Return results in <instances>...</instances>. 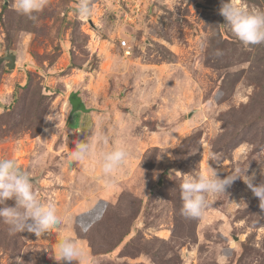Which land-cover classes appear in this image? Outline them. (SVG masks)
I'll return each mask as SVG.
<instances>
[{"label": "rangeland", "instance_id": "obj_1", "mask_svg": "<svg viewBox=\"0 0 264 264\" xmlns=\"http://www.w3.org/2000/svg\"><path fill=\"white\" fill-rule=\"evenodd\" d=\"M15 3L0 0V59L17 55L15 69L0 62V159L30 173L61 223L37 237L0 220V264H67L65 237L82 264H264V209L243 179L207 194L199 218L181 193L213 169L264 183V44L232 34L221 0H89L88 17L80 0H49L36 21ZM73 90L92 111L68 120ZM81 141L91 155L69 163ZM115 147L128 156L106 177Z\"/></svg>", "mask_w": 264, "mask_h": 264}, {"label": "clouds", "instance_id": "obj_2", "mask_svg": "<svg viewBox=\"0 0 264 264\" xmlns=\"http://www.w3.org/2000/svg\"><path fill=\"white\" fill-rule=\"evenodd\" d=\"M49 0H16L15 10L32 21L38 19L37 13L43 11ZM79 17L91 15L89 0H80L77 8ZM220 14L224 17L226 25L232 34L245 46L264 44V12L248 11L240 7L233 0H221ZM98 143H107L108 137H97ZM65 152L71 157L70 162H80L91 155L92 145L89 142H77L75 148ZM128 152L123 147L101 154L100 166L107 177L115 172L126 160ZM237 178H241L251 189L255 197L259 198L260 208L264 209V183L254 184V177L239 174L227 175L221 179L213 169L211 174H199L189 177L181 184L183 200L182 215L187 218H199L208 206L207 194L225 192ZM15 200V206L0 207V220L10 226V230L35 233L37 237L51 227L61 223L54 203L38 198L33 190L30 173L20 169L13 159H0V205L7 200ZM82 231L88 228L81 225ZM59 259L71 264L86 261L87 257L77 243L70 238H62L57 242Z\"/></svg>", "mask_w": 264, "mask_h": 264}, {"label": "water", "instance_id": "obj_3", "mask_svg": "<svg viewBox=\"0 0 264 264\" xmlns=\"http://www.w3.org/2000/svg\"><path fill=\"white\" fill-rule=\"evenodd\" d=\"M0 62L5 63L8 69H15L17 63V55L15 52L8 50L6 55L1 57ZM69 102L71 104V111L68 120H70L77 112L89 113L92 111V108L88 107L84 102L80 90L71 91V93L69 94Z\"/></svg>", "mask_w": 264, "mask_h": 264}, {"label": "built area", "instance_id": "obj_4", "mask_svg": "<svg viewBox=\"0 0 264 264\" xmlns=\"http://www.w3.org/2000/svg\"><path fill=\"white\" fill-rule=\"evenodd\" d=\"M121 46H122V47H126V46H128V41H127V40H123V41H121Z\"/></svg>", "mask_w": 264, "mask_h": 264}]
</instances>
